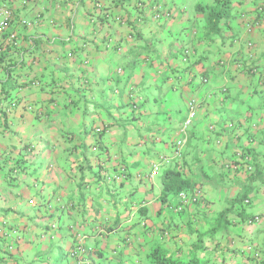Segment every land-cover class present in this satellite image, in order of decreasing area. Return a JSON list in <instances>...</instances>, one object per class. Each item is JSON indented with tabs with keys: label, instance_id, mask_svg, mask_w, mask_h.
Listing matches in <instances>:
<instances>
[{
	"label": "crops",
	"instance_id": "1",
	"mask_svg": "<svg viewBox=\"0 0 264 264\" xmlns=\"http://www.w3.org/2000/svg\"><path fill=\"white\" fill-rule=\"evenodd\" d=\"M0 6L18 35L0 43V264H264V184L233 164L264 167V0H231L219 33L217 0ZM175 167L198 184L166 197Z\"/></svg>",
	"mask_w": 264,
	"mask_h": 264
},
{
	"label": "trees",
	"instance_id": "2",
	"mask_svg": "<svg viewBox=\"0 0 264 264\" xmlns=\"http://www.w3.org/2000/svg\"><path fill=\"white\" fill-rule=\"evenodd\" d=\"M231 9V0H217V8L212 12V25L210 29L213 32L219 33V22L225 18ZM186 50V49H185ZM236 160H234L235 167H242L247 160L250 161L252 170L246 171L248 178L252 184H264V167L253 162L251 153L249 151H239ZM163 194L168 197L170 195L179 194L181 192H192L196 188L198 181L192 180L186 176L183 171L177 167L167 169L162 175ZM151 264H196L195 261H182L178 257L168 256L161 249L155 250L152 253Z\"/></svg>",
	"mask_w": 264,
	"mask_h": 264
},
{
	"label": "built area",
	"instance_id": "3",
	"mask_svg": "<svg viewBox=\"0 0 264 264\" xmlns=\"http://www.w3.org/2000/svg\"><path fill=\"white\" fill-rule=\"evenodd\" d=\"M169 17L168 14H163V13H157L155 15V20L160 22L162 20H164L165 18ZM25 23V22H24ZM15 24V18H14V13L12 12L11 9L4 7V6H0V43L3 44H7V45H16L17 41H18V35L12 31V27ZM260 23L257 21H253L250 19L246 18V31L247 33H251L253 28L255 26H258ZM190 56V51L189 49H186L184 51V53L182 54V62L187 64L188 63V59ZM200 106L199 102L196 99H192L190 102V110H189V115L188 118L186 119L183 128L181 129V133H185L187 128L190 127L193 123V121L196 119L197 116V108ZM185 144V140L184 139H180L177 140L175 142V152H174V156L181 159L183 156V147ZM94 150H98L97 147L94 148ZM29 151L31 152L32 155L36 154L39 152V149L35 146V145H31L29 147ZM169 159L168 158H164L161 157L159 159V161L157 163H155L150 171V176L155 178L158 177L161 173H162V167L165 163H168ZM245 169L247 171H251L252 167L250 164V161L247 160L244 164ZM184 204L187 202V197L184 196ZM249 200H245L244 204H249ZM184 206H181L179 208V210L181 211L183 209ZM253 221H251L252 223ZM254 222H258V218L254 219ZM87 252V249L85 247H83L82 245V241H80L78 243V245H76V248L74 249V251L72 252V256L73 257H77V256H81L84 255ZM114 254H117L114 253Z\"/></svg>",
	"mask_w": 264,
	"mask_h": 264
}]
</instances>
